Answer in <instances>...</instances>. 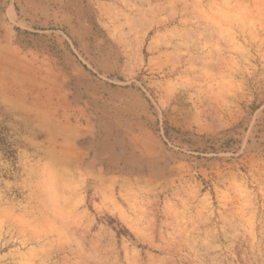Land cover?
Segmentation results:
<instances>
[{"label":"rangeland","instance_id":"1","mask_svg":"<svg viewBox=\"0 0 264 264\" xmlns=\"http://www.w3.org/2000/svg\"><path fill=\"white\" fill-rule=\"evenodd\" d=\"M0 264H264V0H0Z\"/></svg>","mask_w":264,"mask_h":264},{"label":"trees","instance_id":"2","mask_svg":"<svg viewBox=\"0 0 264 264\" xmlns=\"http://www.w3.org/2000/svg\"><path fill=\"white\" fill-rule=\"evenodd\" d=\"M115 224H116L115 221H112L109 223V226L112 227L113 230L116 231L119 236L124 235L121 231L117 229L118 227Z\"/></svg>","mask_w":264,"mask_h":264}]
</instances>
